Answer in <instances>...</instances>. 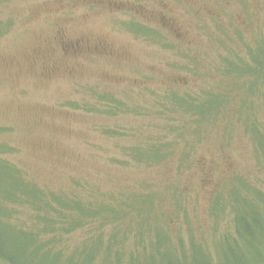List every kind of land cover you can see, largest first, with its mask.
<instances>
[{"label":"rangeland","instance_id":"rangeland-1","mask_svg":"<svg viewBox=\"0 0 264 264\" xmlns=\"http://www.w3.org/2000/svg\"><path fill=\"white\" fill-rule=\"evenodd\" d=\"M133 20L159 29L175 49L130 32L125 21ZM214 20L229 31L234 48L239 40L233 28L250 43L256 35L264 36V0H0V143L7 149L3 157L42 188L76 192L83 198L107 201L144 181L166 194L170 186H178L190 216L158 217L174 243L182 240L175 249L160 237L153 238L150 248L131 254V249L136 251L135 234L126 225L135 227L134 218L118 224L95 220L53 245L61 258L51 255L36 264H73L67 260L86 242L102 244L91 264H207L203 251L213 264L221 262L216 248L230 223L229 217L207 216L215 187L236 174L264 195V164L238 126H233L230 144L220 133L210 134L192 157L196 164L182 173L176 156L155 168L123 166L114 160L123 158L129 145L168 134L165 120L155 113L158 93L215 85L218 76L212 67L224 49ZM185 53L198 60L201 74L176 66L184 62ZM101 94L146 107L147 112H94L89 108L106 104ZM253 101L264 130V101ZM168 207L167 199L162 210ZM10 220L24 227L31 223L29 217ZM114 230L121 247L114 245L116 239L109 241ZM240 253L245 258L241 264H264L261 243L254 249L242 246Z\"/></svg>","mask_w":264,"mask_h":264},{"label":"trees","instance_id":"trees-1","mask_svg":"<svg viewBox=\"0 0 264 264\" xmlns=\"http://www.w3.org/2000/svg\"><path fill=\"white\" fill-rule=\"evenodd\" d=\"M214 24L221 34L218 43L224 49L213 63V71L218 76L215 85L194 91L169 88L158 93L154 99L155 113L165 120L167 125L165 127L164 123V128L168 134L156 139L150 136L127 146L124 148L125 156L114 159L121 165L155 168L176 156L179 173L191 170L195 162L192 157L210 134L220 133L223 142L230 144L236 126L252 143L259 162L264 164V130L257 119L253 101L255 97L264 101V36L256 35L247 43L240 30L233 28V36L239 40L235 42L239 46L234 48L231 46L234 39L229 31L215 20ZM125 27L141 38L175 47L159 29L145 23L125 21ZM2 30L0 28V33ZM182 57L184 62L178 63L177 67L192 75L201 74L197 59L187 53ZM98 97L106 104L103 108H89L94 112L103 111L113 116L131 113L132 110L140 115L147 112L146 107L129 106L112 95L101 94ZM104 131L119 134L113 128H104ZM6 150V146L0 143V261L3 263L36 264V261L41 262L40 259L51 255L58 260L61 252L53 245L60 242L62 235L95 220L102 224H118L128 217L134 218L135 227L130 228L131 223L126 225L127 230L133 228L135 234L133 248L136 251L131 249V254L150 248L153 238L163 237L167 244H173V249L182 243V240L177 243L171 240L168 231L160 226L163 221L158 218L190 217L182 188L170 186L166 194L154 189L152 182L144 181L140 182L141 187L110 195L107 201L91 195L83 198L76 192H53L37 185L26 172L4 158ZM167 199L169 207L163 211ZM207 216L214 219L229 217L230 226L222 232L216 248L221 261L218 264H241L245 259L242 253L238 255L242 246L254 249L260 243L264 245V195L240 175L232 174L219 181L210 197ZM12 217H29L31 223L27 227L19 226L10 220ZM216 225L217 221H214L215 230L218 229ZM127 233L125 231V235ZM116 235L117 231L111 232L109 241L114 238L117 240L114 245L119 246L122 241ZM89 243H84L67 263L75 264L78 259L79 264H91L102 244L91 243L90 246ZM94 250L96 252H90ZM203 254L207 264H213L212 256L204 251Z\"/></svg>","mask_w":264,"mask_h":264}]
</instances>
